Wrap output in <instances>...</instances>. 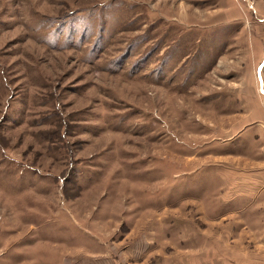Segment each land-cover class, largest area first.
I'll return each mask as SVG.
<instances>
[{
	"label": "rangeland",
	"instance_id": "rangeland-1",
	"mask_svg": "<svg viewBox=\"0 0 264 264\" xmlns=\"http://www.w3.org/2000/svg\"><path fill=\"white\" fill-rule=\"evenodd\" d=\"M0 264H264V0H0Z\"/></svg>",
	"mask_w": 264,
	"mask_h": 264
}]
</instances>
